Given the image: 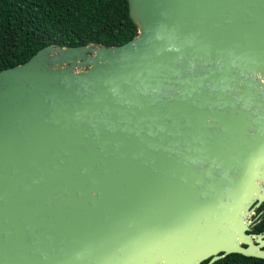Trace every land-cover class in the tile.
<instances>
[{
  "label": "water",
  "instance_id": "obj_1",
  "mask_svg": "<svg viewBox=\"0 0 264 264\" xmlns=\"http://www.w3.org/2000/svg\"><path fill=\"white\" fill-rule=\"evenodd\" d=\"M128 2L126 44L0 72V264L264 260V0Z\"/></svg>",
  "mask_w": 264,
  "mask_h": 264
},
{
  "label": "trees",
  "instance_id": "obj_2",
  "mask_svg": "<svg viewBox=\"0 0 264 264\" xmlns=\"http://www.w3.org/2000/svg\"><path fill=\"white\" fill-rule=\"evenodd\" d=\"M138 33L128 0H0V72L27 62L50 45L114 47ZM215 264L264 260L232 254Z\"/></svg>",
  "mask_w": 264,
  "mask_h": 264
},
{
  "label": "flooded vegetation",
  "instance_id": "obj_3",
  "mask_svg": "<svg viewBox=\"0 0 264 264\" xmlns=\"http://www.w3.org/2000/svg\"><path fill=\"white\" fill-rule=\"evenodd\" d=\"M246 243H253L261 246L264 249V201H256L251 208V213L248 217V230L246 232ZM249 247V245H244Z\"/></svg>",
  "mask_w": 264,
  "mask_h": 264
}]
</instances>
